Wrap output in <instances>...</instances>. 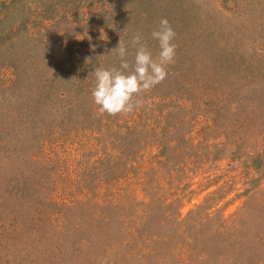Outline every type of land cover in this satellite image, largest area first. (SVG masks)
<instances>
[{
	"label": "rangeland",
	"instance_id": "rangeland-1",
	"mask_svg": "<svg viewBox=\"0 0 264 264\" xmlns=\"http://www.w3.org/2000/svg\"><path fill=\"white\" fill-rule=\"evenodd\" d=\"M161 18L166 78L101 113ZM0 264H264V0H0Z\"/></svg>",
	"mask_w": 264,
	"mask_h": 264
},
{
	"label": "clouds",
	"instance_id": "clouds-1",
	"mask_svg": "<svg viewBox=\"0 0 264 264\" xmlns=\"http://www.w3.org/2000/svg\"><path fill=\"white\" fill-rule=\"evenodd\" d=\"M175 36V30L168 19L161 18L159 26L151 32L152 39L159 44L157 57L154 58L152 52L144 45L140 34L132 37L135 55L131 65L127 59L128 48L123 43L118 42V45L112 48L119 57V67L98 66L92 72L94 84L91 96L101 113L115 115L133 111L139 103H133L134 96L149 91L166 78L167 66L175 60Z\"/></svg>",
	"mask_w": 264,
	"mask_h": 264
}]
</instances>
